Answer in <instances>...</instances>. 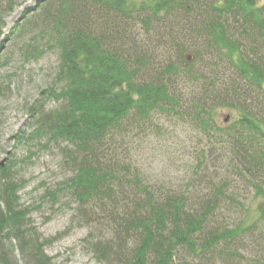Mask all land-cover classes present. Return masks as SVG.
Returning <instances> with one entry per match:
<instances>
[{
    "label": "trees",
    "instance_id": "trees-1",
    "mask_svg": "<svg viewBox=\"0 0 264 264\" xmlns=\"http://www.w3.org/2000/svg\"><path fill=\"white\" fill-rule=\"evenodd\" d=\"M16 1L0 0V23ZM37 3L35 24L59 55L55 84L42 93L56 107L33 109V130H21L17 146L44 139L59 150L70 176L58 192L112 233L92 247L97 259L264 264V4ZM221 109L236 116L222 123ZM169 120L197 132L184 189L153 184L134 156L138 141L163 136ZM10 159L0 161V245L16 243L25 264H54L48 241L28 229L30 211L20 208L26 182ZM16 248L0 246V262L14 264Z\"/></svg>",
    "mask_w": 264,
    "mask_h": 264
},
{
    "label": "rangeland",
    "instance_id": "rangeland-1",
    "mask_svg": "<svg viewBox=\"0 0 264 264\" xmlns=\"http://www.w3.org/2000/svg\"><path fill=\"white\" fill-rule=\"evenodd\" d=\"M257 1L264 4V0ZM37 2L17 0L13 9L7 7L0 23V161L5 163L10 157L9 161L16 162V177L26 182L20 192V208L30 211L28 229L40 241H48L44 251L54 264H113L100 262L92 251L96 243L110 239L112 233L82 219L75 197L69 192H58L70 176L59 150L44 139L27 140L17 146L16 137L21 130L25 137L33 130L32 110L40 105L47 109L56 107L42 93L55 84L59 55L35 24ZM228 116L229 122L236 114L219 110L220 122ZM169 121L163 122V136L140 139L134 156L153 184L184 189L196 158L197 132L190 125ZM50 192L56 196H50ZM239 192L241 198L247 195L244 189ZM251 198L249 194L247 201ZM0 246L9 253L16 243ZM10 258L14 264H25L17 248Z\"/></svg>",
    "mask_w": 264,
    "mask_h": 264
},
{
    "label": "water",
    "instance_id": "water-1",
    "mask_svg": "<svg viewBox=\"0 0 264 264\" xmlns=\"http://www.w3.org/2000/svg\"><path fill=\"white\" fill-rule=\"evenodd\" d=\"M228 120H229V116L226 118L225 122H228ZM0 264H2V263L0 262Z\"/></svg>",
    "mask_w": 264,
    "mask_h": 264
}]
</instances>
